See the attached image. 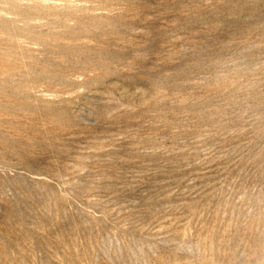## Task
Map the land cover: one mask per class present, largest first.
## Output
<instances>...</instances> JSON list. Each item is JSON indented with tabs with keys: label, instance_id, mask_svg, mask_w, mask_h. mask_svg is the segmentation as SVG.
<instances>
[{
	"label": "rangeland",
	"instance_id": "374dc122",
	"mask_svg": "<svg viewBox=\"0 0 264 264\" xmlns=\"http://www.w3.org/2000/svg\"><path fill=\"white\" fill-rule=\"evenodd\" d=\"M0 264H264V0H0Z\"/></svg>",
	"mask_w": 264,
	"mask_h": 264
}]
</instances>
